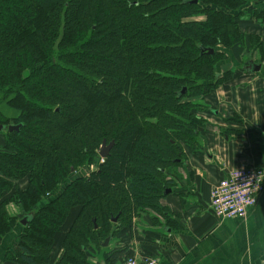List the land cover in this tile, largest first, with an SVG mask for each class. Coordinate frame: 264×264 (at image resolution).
Segmentation results:
<instances>
[{
	"label": "trees",
	"instance_id": "1",
	"mask_svg": "<svg viewBox=\"0 0 264 264\" xmlns=\"http://www.w3.org/2000/svg\"><path fill=\"white\" fill-rule=\"evenodd\" d=\"M258 3L0 0V124H21L0 129V238L32 216L7 264L127 256L103 245L111 224L165 209L166 171L202 122L188 98L220 81L224 50L245 43L240 18L264 21Z\"/></svg>",
	"mask_w": 264,
	"mask_h": 264
},
{
	"label": "crops",
	"instance_id": "2",
	"mask_svg": "<svg viewBox=\"0 0 264 264\" xmlns=\"http://www.w3.org/2000/svg\"><path fill=\"white\" fill-rule=\"evenodd\" d=\"M254 8L264 9V2ZM240 25L245 37L257 41L225 49L216 64L220 81L190 97L202 104V122L197 142L182 145L183 154L166 171L165 209L139 210L129 224L118 227L110 248L127 245L125 255L155 257L162 264H264V188L245 217H218L211 208V189L231 168L264 169V21L243 15ZM242 49L246 58L240 56ZM248 60L260 68L249 72ZM7 210L20 215L14 202ZM23 216L0 238V264L8 263L6 254L18 245ZM89 260L112 264L104 255Z\"/></svg>",
	"mask_w": 264,
	"mask_h": 264
},
{
	"label": "built area",
	"instance_id": "3",
	"mask_svg": "<svg viewBox=\"0 0 264 264\" xmlns=\"http://www.w3.org/2000/svg\"><path fill=\"white\" fill-rule=\"evenodd\" d=\"M264 188V169L240 165L228 171L211 189V208L223 218L245 217ZM117 264H162L155 257L127 255Z\"/></svg>",
	"mask_w": 264,
	"mask_h": 264
},
{
	"label": "water",
	"instance_id": "4",
	"mask_svg": "<svg viewBox=\"0 0 264 264\" xmlns=\"http://www.w3.org/2000/svg\"><path fill=\"white\" fill-rule=\"evenodd\" d=\"M184 2H185V0H184ZM196 2H197V0H187V3H196ZM258 2H264V0H258ZM205 50H207L209 53H213L214 52V48H212V47H210V48L202 47L201 48V51H205ZM246 63H247L246 64V68L248 69L249 72H253V71L258 70L260 68V64L255 63L253 60H248V61H246ZM185 90L186 89L184 87L180 93L185 92ZM20 126H21L20 123L19 124H9V125L0 124V129L7 128L8 130L13 131V130H19ZM113 144H114L113 140L111 142L107 143L106 139H104L103 142H102V145L100 146L99 154L102 157L106 156L110 152ZM31 217L32 216L28 215V214L24 215L20 219V222L25 225V224H27L29 222ZM116 219H117V216L114 217V220H116ZM110 239H111V235L107 236L105 241L103 242V245L104 246L108 245L109 242H110ZM101 264H105V262H102Z\"/></svg>",
	"mask_w": 264,
	"mask_h": 264
},
{
	"label": "rangeland",
	"instance_id": "5",
	"mask_svg": "<svg viewBox=\"0 0 264 264\" xmlns=\"http://www.w3.org/2000/svg\"><path fill=\"white\" fill-rule=\"evenodd\" d=\"M197 18H203V17H201V16H197ZM249 40V42H255L256 43V41H257V39L256 38H254V37H251V36H248V37H246V39H245V41L247 42ZM246 45V44H245ZM241 47V45H237V46H235L234 48H240ZM242 47H244V46H242ZM247 47V46H246ZM242 50H244V52L246 51V49H242ZM241 56V58H246V56H247V53L245 52L244 53V56L243 55H240ZM216 72H217V69L215 70ZM197 91V90H196ZM188 100H190L191 101V103L192 104H194V109H196L197 110V112L199 113L200 111H201V106H202V104H201V102L200 101H196V100H194V99H190V97L188 98ZM100 155V154H99ZM100 159H103V157L100 155ZM97 166H95L94 164H90V166H88V167H80L79 169L81 170V171H84L85 172V174L88 172V171H90L91 169H95ZM83 168H84V170H83ZM83 172V173H84ZM147 209H150V208H147ZM143 211H145V210H143ZM147 212H150V211H154V212H156V213H161V212H157V211H155V210H146ZM141 212V211H140ZM137 215V213H135V214H132L131 213V215H130V220L127 222L128 224L132 221V219L131 218H133L134 216H136ZM123 222V219L121 220V223ZM121 223H119V224H121ZM119 224H111V229L113 230V232H115L116 230H117V228H118V226H120ZM127 225V224H126ZM111 244V243H110ZM109 244V245H110ZM108 245V246H109ZM108 246H106V247H108ZM91 248H94V251L97 253L100 249L98 248V247H89V251H92V250H90ZM94 251H92V252H94ZM104 256L106 255V252L104 251V254H103ZM102 255V256H103ZM95 256H89V259H92V258H94ZM100 259H101V257H99ZM96 259V258H95Z\"/></svg>",
	"mask_w": 264,
	"mask_h": 264
},
{
	"label": "flooded vegetation",
	"instance_id": "6",
	"mask_svg": "<svg viewBox=\"0 0 264 264\" xmlns=\"http://www.w3.org/2000/svg\"><path fill=\"white\" fill-rule=\"evenodd\" d=\"M102 142H103V140H102ZM101 145H102V143H101Z\"/></svg>",
	"mask_w": 264,
	"mask_h": 264
}]
</instances>
